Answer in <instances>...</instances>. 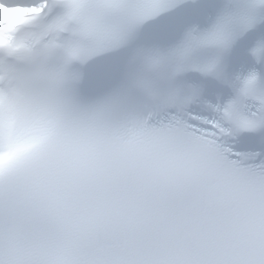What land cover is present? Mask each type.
<instances>
[{"label": "snow or ice", "instance_id": "1", "mask_svg": "<svg viewBox=\"0 0 264 264\" xmlns=\"http://www.w3.org/2000/svg\"><path fill=\"white\" fill-rule=\"evenodd\" d=\"M0 264H264V0H0Z\"/></svg>", "mask_w": 264, "mask_h": 264}]
</instances>
